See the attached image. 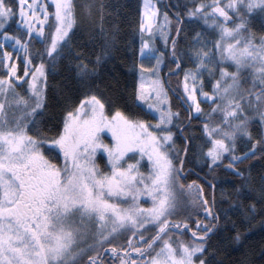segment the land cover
Returning a JSON list of instances; mask_svg holds the SVG:
<instances>
[{
	"label": "snow or ice",
	"instance_id": "6c2138e0",
	"mask_svg": "<svg viewBox=\"0 0 264 264\" xmlns=\"http://www.w3.org/2000/svg\"><path fill=\"white\" fill-rule=\"evenodd\" d=\"M79 7L86 24L93 23L94 11L99 23L84 44L74 45L81 19L75 0H0V68L5 70L0 76V264H223L209 251L220 221L215 185L209 184V196L196 181H181L192 138L177 148L173 128L183 131L177 123L181 113L173 111L161 70L168 56L175 64L169 75L183 72L178 87L186 119L189 126L202 120L200 158L210 171L225 167L240 177L235 194L245 195L249 177L237 165L255 156L258 146L264 149V34L253 30V21L264 17V0L178 3L175 20L144 0L134 92L155 114V123L120 109L109 115L102 94L90 87L112 58L119 28L105 26L110 14L103 0L98 6L85 0ZM17 18L23 35L8 31ZM185 21L202 22L204 30L185 33ZM208 29L214 39L205 36ZM157 36L168 51L155 47ZM189 37L190 47L181 52L179 41ZM97 39L93 59L83 49ZM33 40L44 45L42 52L32 51ZM185 58L192 67H182ZM65 59L74 78L89 87L66 108L62 127L50 136L42 127L48 76ZM145 61L154 63L145 66ZM25 84L24 92L18 91ZM253 124L259 125L255 142ZM245 139L249 151L238 147ZM46 146L58 151L60 163L45 154ZM98 153L106 157L107 171L97 163ZM260 180L256 203L264 205V176ZM189 208L196 218H179ZM255 209L256 204L247 206L249 214ZM149 229L154 231L146 236ZM244 237L233 226L231 240L240 243Z\"/></svg>",
	"mask_w": 264,
	"mask_h": 264
},
{
	"label": "trees",
	"instance_id": "16d2710c",
	"mask_svg": "<svg viewBox=\"0 0 264 264\" xmlns=\"http://www.w3.org/2000/svg\"><path fill=\"white\" fill-rule=\"evenodd\" d=\"M75 2L78 5L77 12L81 19L80 27L73 38V44L82 45L89 39V34L94 26L99 23V15L94 11L93 23L86 24V18L82 15L83 10L79 7V5L85 3V0H75ZM100 2L101 0H95L97 6ZM103 2L108 5L106 12L110 14L106 17L105 26L111 28L112 25H116L119 28V32L116 36V46L113 49L112 58L103 66L99 78L90 87L98 94H102L109 115L116 109H120L130 116L154 123L156 121L155 116L137 102L134 92L137 73L133 68L134 65L140 63L137 55L140 43L137 28L142 13V0H103ZM192 2L193 0H168L166 5L165 0H162L160 8L162 12H168L170 18L175 20L174 13L178 9L174 5L179 3L181 5L187 4L188 7H191ZM50 10L52 9L50 8ZM262 22H264V17H259L253 21V30L257 35L264 34V27H261ZM18 23L19 20L17 18V21L9 24L8 31L10 34H24L23 30L18 28ZM184 27L185 33L204 30L202 22L197 21H185ZM205 36L208 39L215 38L211 29L205 31ZM99 43L100 41L97 39L95 46L89 45L83 50L88 52L91 58L94 59L95 54L99 51ZM189 47L190 37L187 40L181 39L179 41L181 52ZM7 48L10 52L14 51L10 44L7 45ZM31 48L34 53L37 50L42 52L44 45L33 40ZM76 50L80 51L82 49L77 47ZM162 51L168 50L162 49ZM39 62L38 58L34 61L37 64ZM182 67L190 68L192 64L185 58V63ZM169 69L174 70L175 64L171 63L170 57L166 56L161 73L163 74L165 87L169 90L173 111L181 113V119L177 123L183 128L182 134H180L179 128H173L176 133L177 148L184 146L186 137L192 138L183 172L185 174L181 175V181L184 184L196 181L204 186L205 192L209 196L212 194L209 184L215 185V211L219 213L220 221L218 231L212 236L209 251H216V260L223 261V264H264V205L256 203L261 185L260 177L264 176V149L258 146L255 156H250L243 163L237 165L239 170L249 177L250 181V183H246L243 186L242 190L245 195L238 197L235 194V189L241 188V178L235 176L231 170L225 167L210 171L205 166L203 159L200 158V146L205 143L201 130L202 120L194 119L189 126V122L186 119L188 113L180 100L182 89L178 87L179 81L182 80L183 72L179 71L176 75H169ZM4 74L5 70L0 68V76ZM166 75L168 85L166 84ZM48 85V103L42 117V127L51 136L55 134L58 127H62V117L66 108L71 104L78 103L89 86H82L74 78V74L70 71L66 59L58 61L55 71L50 72ZM205 90H208V88ZM202 107L207 110L208 105L202 104ZM258 127V124L252 125L253 142L259 138ZM49 129L51 131H48ZM238 147L243 149V151H249L250 144L245 139L239 143ZM45 154L52 158L54 162L60 163L62 161V156L58 151H50L47 146ZM240 154L242 153L237 152V155ZM99 159L106 161V158L102 155H100ZM227 163L228 161L225 160L224 164L226 165ZM142 164L146 166V161H142ZM249 204H256L255 212L252 214L247 212ZM192 214L196 218V212L193 211ZM194 217L193 219H195ZM199 218L204 219L202 212H200ZM233 226L245 233V237L240 243L231 240ZM186 238L188 237L186 236Z\"/></svg>",
	"mask_w": 264,
	"mask_h": 264
},
{
	"label": "rangeland",
	"instance_id": "374dc122",
	"mask_svg": "<svg viewBox=\"0 0 264 264\" xmlns=\"http://www.w3.org/2000/svg\"><path fill=\"white\" fill-rule=\"evenodd\" d=\"M162 0H152V2L154 3V4H156V6L159 8V10H160V12H161V14L163 13L162 11H161V8H160V2H161ZM143 2H144V0H142V11H143ZM162 15H161V17H160V19H161V21H162ZM0 39H2V36H0ZM155 47L156 48H158L160 51H162V49H165V47H164V44H163V42L160 40V38H159V36H157L156 38H155ZM10 46H11V44H10ZM6 47H7V45H6ZM12 48V47H11ZM13 49V48H12ZM7 50H8V48H7ZM9 51V50H8ZM12 52H14V51H12ZM19 55H20V57L22 58L23 57V52H20L19 53ZM14 57H15V52H14ZM151 63H154V61H151V62H149V61H145V66H151ZM22 66V65H21ZM162 68H163V65H162ZM21 74H22V72H21ZM161 78H162V80H164V78H163V74L161 73ZM26 87H27V85H25L24 87H18V91H21V92H24V89H26ZM182 89V88H181ZM138 102V101H137ZM139 104H141L140 102H138ZM142 106H144L146 109H147V107H146V105H143V104H141ZM148 110V109H147ZM152 113V112H151ZM154 116H155V114L154 113H152ZM155 118H156V116H155ZM155 123V122H154ZM105 142H110V136L109 135H105ZM100 155H102V156H104L103 154H101V153H98L97 154V163L99 164V166L104 170V171H107L108 169L105 167V165H106V161H101V159H99L100 158ZM129 155H132L131 153L129 154ZM105 157V156H104ZM106 158V157H105ZM135 159H139V157H137V158H135ZM135 159H131V160H129L128 162H135ZM106 160V159H105ZM144 161H146V166L144 165V164H142V168H141V170L142 171H144L145 173L148 171V167H147V160H146V158H145V160ZM144 167V168H143ZM145 207H147V206H149V204H145L144 205ZM192 209L191 208H189L187 211H185V212H183L182 214H181V217H179V218H183L184 216H187V215H189V214H191L192 216H193V214H192ZM194 217V216H193ZM195 218V217H194ZM154 230L153 229H149V231H148V233H146L145 235L146 236H148V235H150L152 232H153ZM186 238V237H185Z\"/></svg>",
	"mask_w": 264,
	"mask_h": 264
},
{
	"label": "water",
	"instance_id": "95a60500",
	"mask_svg": "<svg viewBox=\"0 0 264 264\" xmlns=\"http://www.w3.org/2000/svg\"><path fill=\"white\" fill-rule=\"evenodd\" d=\"M167 1L168 0H165V3L167 5ZM166 84L168 85V81H167V75H166ZM183 104V103H182ZM184 107H186V105L183 104ZM180 134H182V131H180ZM185 173H182V175H184Z\"/></svg>",
	"mask_w": 264,
	"mask_h": 264
}]
</instances>
